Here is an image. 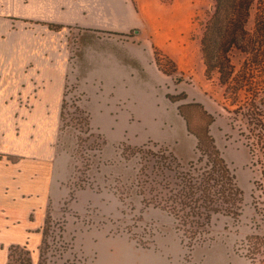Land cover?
Listing matches in <instances>:
<instances>
[{"label":"rangeland","instance_id":"rangeland-1","mask_svg":"<svg viewBox=\"0 0 264 264\" xmlns=\"http://www.w3.org/2000/svg\"><path fill=\"white\" fill-rule=\"evenodd\" d=\"M10 1L0 0V150L29 155L33 141L53 140L59 130L55 93L61 64L64 83L84 93L73 103L91 114L94 133L105 138L101 151L97 144L91 150L79 112L67 116L64 126H69L57 143L65 158L55 161L52 177L56 192L62 185V196L55 201L58 196L52 195L49 223L42 229L47 264H264V167L253 161L245 140L255 123L264 137V84H248L264 83V77L250 79L247 71L235 89L245 61L237 52L231 54L234 71L225 82L217 72L208 76L201 39L214 0H131L132 5L112 2V7L110 2L86 9L93 15L88 25L52 21L56 14L49 9L41 13ZM28 16L62 28L52 30L50 23ZM57 18L68 20L63 14ZM49 32L53 38L41 39ZM108 42L124 43L118 47L126 52V71L127 57L139 71L127 77L124 90L116 85L113 96L114 84L84 83L78 75L84 55ZM92 56L118 67L116 54ZM43 83L53 92L49 106L45 96L29 97L32 90L35 98ZM199 142L204 151L213 145L220 151L244 203L239 219L220 220L207 239L191 245L164 213L141 206L135 188L140 166L130 159L129 147L165 148L187 164L201 156ZM1 241L6 245L8 239ZM40 246L33 264H43Z\"/></svg>","mask_w":264,"mask_h":264},{"label":"trees","instance_id":"trees-1","mask_svg":"<svg viewBox=\"0 0 264 264\" xmlns=\"http://www.w3.org/2000/svg\"><path fill=\"white\" fill-rule=\"evenodd\" d=\"M49 28L59 30L62 27L51 24ZM201 52L208 76L217 72L224 82L234 71L231 54L237 52L245 57L241 74L235 77L237 90L243 84L239 83V79H245L247 71L250 79L259 73L264 77V0H214L212 14L204 26ZM248 84L255 88L264 83ZM73 92L75 96L69 98L68 95H73ZM83 96L84 93L78 92L76 85L65 84L58 138L69 126H64L67 116L79 112L85 133L89 134L90 149L97 144L101 151L105 138L98 132L94 133L91 114L73 103L77 99L80 102ZM254 125H250V135L245 136L246 147L253 161L264 167V137L257 133ZM200 146L199 142L201 156L196 162L187 164L165 148L155 151L147 146L129 147L130 159H138L140 166L135 188L136 195L141 198V206L164 213L172 220L174 231L182 239H189L191 245L200 243V239H207L213 226L220 220L239 219L244 203V193L220 151L214 145L210 152ZM262 177L264 179V170ZM49 219L50 212L45 226ZM45 246L47 239L44 229L39 248V263L42 261L43 264L48 263L43 252ZM31 254L26 246H11L7 264H33Z\"/></svg>","mask_w":264,"mask_h":264},{"label":"crops","instance_id":"crops-1","mask_svg":"<svg viewBox=\"0 0 264 264\" xmlns=\"http://www.w3.org/2000/svg\"><path fill=\"white\" fill-rule=\"evenodd\" d=\"M14 2L15 5L18 3L24 8L42 9L41 13L44 11L47 13L49 12V9L52 13L56 14V18L52 21L62 22L66 25H69V23L71 24L72 22L78 25H88V23H92L91 19L93 15L86 11V9H89L92 6L102 7L103 5H107L110 2V7H112V2H119L120 6H128L129 3L132 5L131 0L10 1L11 4ZM61 14H63V17L68 20H59L57 17H59ZM29 18L44 23H53L52 21L49 22L45 20L42 16ZM102 21L103 20L97 22ZM1 34L3 33H0V35ZM45 35L50 38L54 37V34L49 32L43 33L42 36L44 38L42 37L41 39L45 40ZM122 44L124 43H115V46L114 43L108 42L106 47L92 48L89 52H87L84 55L85 59L80 61L78 66V75L82 77V82L107 83L108 85L114 84L115 86L111 87L110 96H113L112 92L116 85L117 87H122V90H124L122 84L127 83V77H134L135 72L139 71H136V67H132V59L129 57H127V59L130 65L127 67L128 71H126V52L122 48L118 47ZM22 45L25 44L22 43ZM107 51L111 52L112 54H116L118 57V67H116V63H113L112 67L104 66L103 63H97L96 58L92 56L94 54H101ZM119 55L123 56V58L120 59ZM65 70L66 66L61 64V66L58 68L59 74L56 77L58 80L57 84L60 85L55 93L57 97L56 109L58 110V114L56 116V125H58V127H60V113L66 84L64 83ZM109 70H112L111 74L109 73ZM141 77L142 76L138 77V81L136 83H139V81L142 82ZM148 82L149 79L144 80V83ZM47 84L48 83L42 84L43 87L35 93V98L31 96L32 90L30 91L29 97L31 101L32 99L36 101L39 97L43 99L44 96L46 100H48L53 95V92H47V88H44L47 87ZM122 90L117 89V93ZM119 98L124 99V96L122 95ZM49 101L50 100L46 101L48 106ZM57 132L53 140L50 142H46L45 139L40 143H37V140L33 141L34 145L30 148L31 152L29 155L18 152L9 153V151L0 150V264L8 263V251L11 246H26L33 256L35 251H37L38 247L42 243V229L45 226L48 212H50L49 205H51L52 201H54L53 197L55 195L58 196L56 197L55 201H59L62 196V185L58 184V192L55 191V187L52 185L53 172H55V161L59 160L60 163H62V160L65 158L64 155L58 154V129ZM66 169L67 166L66 168L64 166V173ZM1 239H8L7 244L5 245Z\"/></svg>","mask_w":264,"mask_h":264}]
</instances>
